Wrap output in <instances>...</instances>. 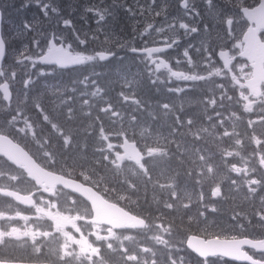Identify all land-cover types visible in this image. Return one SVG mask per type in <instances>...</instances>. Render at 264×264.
I'll use <instances>...</instances> for the list:
<instances>
[{
    "label": "trees",
    "instance_id": "trees-1",
    "mask_svg": "<svg viewBox=\"0 0 264 264\" xmlns=\"http://www.w3.org/2000/svg\"><path fill=\"white\" fill-rule=\"evenodd\" d=\"M0 1L4 14L3 37L7 49L16 53L11 62L10 68L14 69L11 75L18 78L17 83L21 79L27 83V87L24 84L27 91L25 99L14 100L11 108L4 106L0 98V129L6 130L4 120H11L8 131L10 127L17 132L25 131L24 136L17 132H10L11 135L48 169L69 177L77 176L74 171L81 169V177L84 179L87 176L85 180L97 185L112 202L150 221L165 219L175 223L169 224L185 237L233 238L245 235L264 238V163L251 158L264 155L263 102H246L231 90L220 91L210 86L186 92L167 87L164 83L155 84L150 82L144 63L133 65L131 60L124 57L108 63L100 84L99 75L93 73L94 76H89L95 77L91 81L85 75V69L66 73L54 71L56 74L43 72L39 74L43 78L23 76L26 63L35 64L53 38L62 41V37L67 36L68 40L77 43H67L77 52H82L86 47L95 50L107 48L112 53L122 55L126 49L140 47L139 39L157 23V10L152 8V3L162 4L161 0H136L141 6L138 9L140 15L132 14L128 19L123 11L116 15L112 8H97L94 2L99 0ZM100 1L108 4V0ZM111 1L117 5L131 2ZM201 1L205 2L202 3L205 6L212 3L214 12L225 13L227 9L224 7H229L231 3L251 8L261 0ZM79 2L84 4L83 7L77 4ZM89 4L94 11H103L104 19L99 20L98 13L89 15L86 12L85 16V7ZM123 7L127 12L133 10L129 4ZM161 8L163 10L159 9L158 12L168 15L178 10L173 2L162 4ZM105 17H108L107 20ZM16 57L20 59L14 63ZM142 71H145V76L137 75ZM128 75H132L134 81L122 82L119 79ZM103 78H107L105 86L102 84ZM102 87L106 90L102 100L112 97L114 101L108 99L112 103L110 105L125 107L127 116H132V124L124 121V131L97 125L104 124L113 109L103 101L95 100L94 91L98 88L97 91L105 92ZM118 87L120 93L117 95ZM122 91L128 96H123ZM132 102H136V106ZM143 109H155L157 113L148 122L146 113L142 114L143 117L140 115ZM5 113L8 117H1ZM12 113L22 114L27 119V125L14 119ZM114 113L119 115L116 110ZM136 126H139L138 129ZM56 129L61 135L56 134ZM97 129L105 131L104 135L113 134L116 141L128 137L139 142L147 153L145 166L125 174L122 168H118L117 154L110 155L103 151L108 145H103L102 137L95 138L101 135ZM139 130L148 133V136L149 132L159 135L158 132L165 131L170 137L159 136L157 141H153L156 143L151 144L145 140L144 134L135 136ZM185 132L187 135H184ZM188 133L207 134L203 136L209 137L204 141L205 146L216 154L220 153L218 143L228 142L251 157H241L237 153L233 157L234 164L242 158L246 166L240 171L234 169L223 179L221 175L204 173L199 169L201 161L190 155L187 157L183 152L187 147L184 141L189 139ZM231 139L233 142H229ZM173 141H176L175 147L170 143ZM191 141L193 145L196 144ZM220 159L221 156H218L217 161ZM64 163L71 168L59 166ZM231 181L232 187L228 185L230 188L227 190L225 183ZM200 196L210 197L212 205L217 208L215 213L207 210L200 213L207 214V219L196 216L198 213L189 207V200ZM210 214H217L214 220ZM230 222L233 230L228 229Z\"/></svg>",
    "mask_w": 264,
    "mask_h": 264
},
{
    "label": "water",
    "instance_id": "water-1",
    "mask_svg": "<svg viewBox=\"0 0 264 264\" xmlns=\"http://www.w3.org/2000/svg\"><path fill=\"white\" fill-rule=\"evenodd\" d=\"M242 13L252 25L244 38V56L247 61L252 63V67L254 69V77L249 84H247V87L251 88L255 93L260 94L261 92L259 88L264 83V44L260 38L261 31L264 30V0L257 8L253 10L245 9ZM2 25L3 14L0 8V67L4 61L6 53L5 43L2 37ZM253 25H256V29L253 28ZM250 41L253 42V45L256 48L255 55H251L247 50L246 45ZM157 52L160 51L148 50L146 52H141L140 54L152 56ZM101 59L105 61L109 59V57L101 56ZM39 61L42 66H56L62 70L77 68L85 64V60L83 58L74 56L72 53L65 51L63 47H57L54 42L51 44V49L48 50V52L41 57ZM253 62H256V64H253ZM0 90L4 94L6 101L10 103L11 93L9 86L4 85ZM123 151L124 155L120 158V160L126 158H132L135 162H141L143 160V156L135 144L126 141L123 146ZM0 155L10 161L11 165L24 170L27 173L29 180L35 181L38 185H40L41 182H47L52 189L50 194H52L54 189L59 186L85 199V201L91 205L95 213L94 220L92 221L95 224L105 225L118 231L142 229L145 227V224L142 221L108 203L93 189L85 187L83 184L76 181L68 180L46 171L22 146L17 145L11 139L1 135ZM9 195L19 200L25 199L30 202L33 201L31 197L23 198V196L13 193H10ZM187 246L194 254L203 259L223 257L232 262L245 264L261 263L253 261L243 251L244 248L255 250L258 253H264V242L252 240H210L205 242L204 240L198 238H190Z\"/></svg>",
    "mask_w": 264,
    "mask_h": 264
},
{
    "label": "rangeland",
    "instance_id": "rangeland-1",
    "mask_svg": "<svg viewBox=\"0 0 264 264\" xmlns=\"http://www.w3.org/2000/svg\"><path fill=\"white\" fill-rule=\"evenodd\" d=\"M86 1V0H85ZM130 6L134 9V10H129L127 12V9L125 7H123L124 5H126L127 2H125V4H118L117 3H113L111 0H108V4H104L103 1L99 2H94L97 8H105V7H109L112 8V10H114V12H116V15H119L120 11L124 12V17L125 18H129L130 15L134 14V16L140 15V13L138 12V9L141 8V6H139V2H136V0L132 1L130 0ZM162 4L167 3L169 0H161ZM192 0H190V5L192 7L193 10H195V6L193 5V3L191 2ZM182 0H179V4H181ZM78 5H80L81 7H83L84 4H82V2L77 3ZM90 5V4H89ZM90 13L89 15L92 14H97L100 16L104 17V14H101V11L99 10H95L94 11V7H92L91 5L88 7H85V16L87 13ZM177 15H180L178 12L175 13ZM212 10L209 11L207 9V11H205L204 13H202L203 18L206 20H211L213 19L214 21L217 19V13H215L214 15H212ZM232 15V14H229ZM33 16V15H32ZM114 16V15H112ZM211 16V17H210ZM210 17V19H209ZM232 18L229 20V22H233L232 24H230V28L234 27L236 25V28L239 29L240 27H242V31L244 30L245 27V23L241 22L240 19L241 16H235L232 15ZM189 18V17H188ZM190 19V18H189ZM227 21L229 18H226ZM222 17L219 19V21L221 22ZM244 20V19H242ZM195 21H197L195 19ZM192 22V25H200L199 22L195 23ZM160 22L157 23V25ZM174 22L169 23V21L167 20L166 23L164 24V27L162 28H169L172 27L174 28L173 25ZM236 23V24H234ZM242 24V25H241ZM156 25V26H157ZM228 25V22H227ZM226 28V27H225ZM236 32V31H235ZM158 35L161 34V30H157ZM150 33H148L149 35ZM210 38V42H211V47L207 48V53H209L210 55H214L217 54L218 51H220L222 49V39H220V37L217 38ZM233 36L232 34L229 35V39H232ZM62 41H65L66 44L68 43V37H62ZM158 39V37L156 38ZM198 41H193L189 44V45H194L197 46L198 45ZM213 43V45H212ZM202 50V49H201ZM215 51V53H213ZM89 54H94V53H100V52H95L93 49L89 50L88 52ZM15 52L13 50H9L8 54L6 56V61L3 67V72L6 73L8 76L9 74H11V70H14L13 68H10L12 59L15 57ZM95 54V55H96ZM85 55V54H84ZM17 56V55H16ZM209 55H204V59H200V62H198L203 69H207L210 70V59L208 57ZM192 57H194L192 55ZM196 58H198L199 56H195ZM195 57L193 59V63H196ZM17 59H20L16 57V59H14V63L16 62ZM13 63V64H14ZM20 64V63H18ZM28 66V71H30L33 75L34 78H36L39 74H41L42 72L36 70L34 71V64L33 63H26ZM20 66V65H18ZM95 67H98V63L96 62V59H90V63L88 66V69L91 70ZM8 70V73H7ZM54 73V72H52ZM46 74H50V72H46ZM125 76H122L121 79H123ZM6 78V75H5ZM111 78L113 79V76H111ZM7 79V78H6ZM48 80H52V79H48ZM153 80H150V82H152ZM10 82V81H9ZM11 83V82H10ZM168 83H166L167 85ZM11 85L13 86V92L15 93V95L20 99L21 96H23V92H24V88L22 87L21 84H13L11 83ZM122 95L123 96H128L125 94L124 91H122ZM1 97V95H0ZM126 101L128 103H131L130 100ZM134 102H132L133 104ZM134 107V106H133ZM12 115L14 116L13 118L22 122L24 125H27V119H25L23 117L22 114H18L15 115L14 113H12ZM5 117L7 118L8 115L5 113L4 115L1 114V117ZM30 118V117H29ZM4 123H6L4 125V127L7 126V128L10 126L9 124H11V120H4ZM57 135H60L58 133V129L55 130ZM110 136H112L113 134H109ZM108 140V137L106 138ZM184 144H186L187 146L190 145V140L187 139L184 141ZM70 163V162H69ZM137 169H141V167L138 168H127V172L131 173V172H136ZM200 170H203L204 173L207 171V169H204L202 166H199ZM81 170V169H80ZM79 169L75 170L74 172L77 174V176H75L74 178L76 179H82L81 175H80V171ZM216 174H220V175H226V173L220 169V172ZM73 204L75 203L74 201H71ZM78 207V206H77ZM76 211L78 212H82V208L78 207L75 208ZM72 213V212H71ZM75 214V213H73ZM180 217V216H179ZM181 219V218H180ZM187 220V219H186ZM154 221H156L155 225H152V229L148 232V233H144L141 238H138L136 236L130 235H121L120 237H118V240L115 244L113 243H109L107 245H104L103 250L101 251H97L94 248H90L86 242L84 243L83 240H77V241H73L71 239V237L66 234V235H61L60 239L55 240L57 242V246L55 245V247L52 246V251H54V256L57 254L58 256V263L59 264H192L190 259L187 257V255L185 254V250L186 248L184 247L185 245V241H183V239L179 236L176 235H170V231L165 230V223L154 219ZM160 222V223H157ZM181 222V220H180ZM175 224V223H173ZM168 226H171L169 224H167ZM237 226V225H236ZM229 230H233V225L230 222V226L228 227ZM86 231H89L88 229H85V233ZM79 234H83V231L80 230L78 231ZM91 233L93 232V236L96 239V241L98 239H101L102 237V232H95V231H90ZM150 236L153 239L152 242V247L151 248H142V243L141 240H145L150 238ZM109 240V239H107ZM54 242V240H51ZM47 247H49V244L46 245ZM202 264H225L223 262H219V261H215V262H203Z\"/></svg>",
    "mask_w": 264,
    "mask_h": 264
},
{
    "label": "flooded vegetation",
    "instance_id": "flooded-vegetation-1",
    "mask_svg": "<svg viewBox=\"0 0 264 264\" xmlns=\"http://www.w3.org/2000/svg\"><path fill=\"white\" fill-rule=\"evenodd\" d=\"M239 16V15H235ZM232 31L238 32V29H232ZM178 40L175 38L172 42L168 39L166 41L157 42L150 48L157 46H171L166 53L158 54L150 59H145L148 64V68L153 72L155 76H164L167 79H183L186 83H191L196 77L200 64L198 62L186 61V55L183 49L180 48V44L176 45ZM176 45V46H174ZM240 46L234 44L228 45L230 49V55H221V52L213 57L214 65H210V68L220 70L218 77L222 78L225 72L223 64L224 61L230 64L231 72L227 73L229 76L226 78L227 84L230 86L241 89L246 92V82L251 78V69L249 65L243 60L240 55ZM223 63V64H222ZM210 73H207L209 75ZM250 75V76H249ZM227 76V75H226ZM0 188L1 189H14L17 192L25 193V178L22 173L13 175L10 177V165L0 158ZM60 191V190H59ZM58 191V192H59ZM35 193L39 191L34 188ZM57 192V193H58ZM60 193V192H59ZM40 195V194H39ZM40 218L49 217L55 225L67 223L62 214H35ZM26 229V209L24 206L19 205L8 198L0 197V262H10L16 256V252L22 251L24 242V233ZM8 235L12 236V244H5V240L8 239ZM17 244V247H16ZM10 252V253H9ZM264 260V257H259Z\"/></svg>",
    "mask_w": 264,
    "mask_h": 264
},
{
    "label": "bare ground",
    "instance_id": "bare-ground-1",
    "mask_svg": "<svg viewBox=\"0 0 264 264\" xmlns=\"http://www.w3.org/2000/svg\"><path fill=\"white\" fill-rule=\"evenodd\" d=\"M159 5V6H158ZM158 5H156V2H153L152 3V8H155L156 10H157V12H156V20L157 21H159V22H162V23H166L167 22V20H168V17L169 16H173V17H176V18H178V19H182V20H187V19H189L190 18V15H188V14H185V13H183V12H180V11H178V10H174V11H172L174 14L172 15V14H170V15H168L166 12H158V10L159 9H162L163 10V8H161V6H162V4H159L158 3ZM243 10H245V9H243ZM179 13L180 15H177V14H175V13ZM189 17V18H188ZM227 22H228V25H227ZM221 23H222V25H223V27H224V34L222 35V41H223V43L224 44H226V45H231L232 44V41L236 38V37H240V36H242V33L241 32H235V31H232L231 30V28H230V24H232L233 22H229V20L227 21L226 19H223L222 18V20H221ZM234 24H236V23H234ZM226 27V28H225ZM235 27H236V25L234 26V27H232V29H235ZM193 31H194V33L195 34H197V35H204V31H203V29L200 27V26H198V25H195L194 26V28H193ZM244 33V32H243ZM232 34V36H233V38L232 39H229V35H231ZM245 34V33H244ZM246 47H247V50H248V52L251 54V55H255V51H256V48L254 47V45H253V42L252 41H250L247 45H246ZM119 58H122V55H119ZM135 68V67H134ZM134 68H133V70H134ZM140 74H137V75H144V73H145V71H142V72H139ZM147 75H149L150 77H151V79H153L152 78V71L150 70V69H148V71H147ZM133 74V73H132ZM136 76V75H135ZM145 76V75H144ZM94 94H96L97 96H100V91H97V89L94 91ZM108 98H110V96L108 97ZM172 125V124H171ZM159 133V135L158 134H156V133H150L149 132V136H148V133H144L142 130H139V131H136V133H135V136L137 135V134H144L145 136H146V138H145V140L148 142V143H151V144H154V143H156V142H154L153 143V141H157L158 140V137L160 136V138H166L167 137V139H169V135L168 134H165V131H162V132H158ZM157 135V136H156ZM184 135H187V132H185L184 133ZM149 137V138H148ZM174 147L176 146V141H173V142H170ZM228 149L230 150V151H234V153L235 154H239V156H241V157H245V156H250L249 155V153H247V152H243V151H240L237 147H233V145H231V146H228ZM184 154H189V152H184ZM237 154V155H238ZM222 154H219V155H217V156H221ZM261 156V157H260ZM251 157V156H250ZM258 157H260V158H263L264 159V155H259ZM251 158H253V157H251ZM198 159H200L201 161H203V162H206V163H210V161L206 158V157H201V156H198ZM6 195H8V194H6ZM10 198V197H9ZM43 206L46 208V209H48V205L44 202L43 203ZM126 233V232H125ZM121 235H127V236H130L128 233H126V234H119V237L121 236ZM188 240V238H186L185 239V241H187ZM33 251H34V253H36V254H39V255H43V253L41 252V250L39 249V248H37L36 246H33ZM187 257L190 259V261H191V263L192 264H201V261H199L198 260V262L192 257V256H190V255H187ZM207 261L208 262H215V261H219V262H222L220 259H217V260H212L211 258H207ZM3 264H34V261L32 260V258L27 254V253H25V252H23V251H18V252H16V260H14V261H8V262H3Z\"/></svg>",
    "mask_w": 264,
    "mask_h": 264
},
{
    "label": "snow or ice",
    "instance_id": "snow-or-ice-1",
    "mask_svg": "<svg viewBox=\"0 0 264 264\" xmlns=\"http://www.w3.org/2000/svg\"><path fill=\"white\" fill-rule=\"evenodd\" d=\"M67 23H70V22H67Z\"/></svg>",
    "mask_w": 264,
    "mask_h": 264
}]
</instances>
